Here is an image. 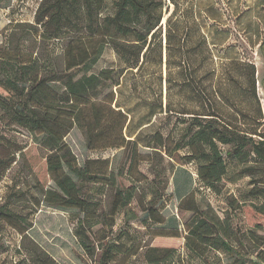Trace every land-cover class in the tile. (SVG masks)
I'll return each mask as SVG.
<instances>
[{
    "label": "rangeland",
    "instance_id": "rangeland-1",
    "mask_svg": "<svg viewBox=\"0 0 264 264\" xmlns=\"http://www.w3.org/2000/svg\"><path fill=\"white\" fill-rule=\"evenodd\" d=\"M41 1L0 0V58L19 55L21 61L27 62L34 57L41 59L61 53L60 43L43 42L39 37L34 16ZM165 3L161 27L163 47L170 33L174 36L170 47L176 51L174 40L183 42L185 32L190 31L188 45L195 46L197 80L212 91L219 85L225 87L229 98L221 101L224 109L240 113L237 120L242 127L245 126L242 121L251 122L252 118L262 115L259 129L264 130V60L260 52L264 38V0H178L177 4L165 0ZM190 7L191 10L185 13ZM193 14L196 16L192 17ZM201 37L205 38L204 44H200ZM163 53L166 64L163 62L161 66L162 77L168 82L163 79L160 84L152 74L157 67L148 63L138 75L126 74L120 87L114 88L117 103L130 113L126 133L138 136L140 142L138 153L143 158L138 164L128 169L129 147L87 150L84 137L76 127L65 137L79 165L88 159H107V171L114 173L116 186L125 188L132 183L136 187L133 199L116 215L111 229H103L100 223L90 229L92 244L96 245L104 232H109L105 241L120 244L119 252L108 264H149L144 255L151 247L176 248L173 256L160 264H263L256 253L264 249V217L248 208L244 211L238 208L242 202L258 204L261 199L247 196L250 179L239 174L237 164L228 163L227 175L217 194L201 188L195 162L185 163L181 158L187 149L174 151L172 158L165 155L161 158L151 157V149L144 146L152 142L155 132L169 135L172 140L168 144H173L183 133L186 123L181 122V116L163 111L165 104L170 103L172 109L197 110L200 106L198 96H187V88L180 83V66L176 63L181 53L171 51L168 59L167 51L163 50ZM2 63L0 60V79L3 77ZM244 63L254 65L256 94L251 70L244 67ZM119 66L116 54L106 47L92 71ZM225 72L228 81L223 78ZM159 89L162 111L149 117L150 103ZM6 95L7 91L0 84V97ZM6 121L0 110V136L3 137L0 156L14 153L15 159L0 180V207L14 211L20 221L12 226L0 219V264H36L33 255L40 252H45L55 264H95L100 249L90 257L74 235L77 217L83 214L72 208L49 206L42 201L43 190L55 189L46 170L44 150L33 141V135L14 124H5ZM157 171L160 173L158 179L167 181L162 199L155 201V207L163 216L161 223L149 220L147 213L142 212L151 197L150 184ZM101 184H90L83 189L97 204L99 215L108 213L114 193V186ZM190 190L201 210L220 219H230L229 249L204 247L203 253L197 255L185 248V225L193 213L178 211L177 203ZM255 225L259 227L255 233L260 238L249 232ZM23 228H27L24 234L19 232Z\"/></svg>",
    "mask_w": 264,
    "mask_h": 264
},
{
    "label": "trees",
    "instance_id": "trees-1",
    "mask_svg": "<svg viewBox=\"0 0 264 264\" xmlns=\"http://www.w3.org/2000/svg\"><path fill=\"white\" fill-rule=\"evenodd\" d=\"M169 1L178 3V0ZM165 5V0H42L34 16L39 37L43 42L60 43L61 53L41 59L34 57L27 62L21 61L19 55L0 58L3 62L0 84L7 91L6 96L0 97V110L7 120L5 124L23 128L44 150L46 170L55 189L43 190L42 201L49 206L76 209L83 214L77 217L74 235L90 257L100 249L95 264H108L119 252L120 244L105 241L109 232H104L98 243L93 245L90 229L98 223L103 229H111L116 215L133 199L136 187L132 183L125 188L116 186L114 173L107 171V159H88L79 165L65 137L76 127L84 137L87 150L129 147L128 169L138 164L143 158L138 153L140 142L138 136L126 133L130 113L117 103L114 88L120 87L126 74L134 77L148 63L157 67L152 74L160 84L163 79L168 82L161 71L163 50L167 51V59L171 51L181 53L176 63L180 66V83L187 88V96H198L200 106L197 110L172 109L170 103L165 104L163 111L181 116V122L186 125L173 144H168L172 140L169 135L155 132L152 142L144 145L151 149L150 156L172 158L174 151L187 149L181 158L185 163L195 162L201 188L217 194L227 175L228 163L234 162L239 166L240 175L249 176L251 187L247 196L261 199L258 204L242 202L238 208L243 211L248 208L264 217V130L259 129L262 115L252 118L251 122L242 121L245 125L242 127L237 120L240 113L225 110L221 104L229 98L226 88L219 85L212 91L200 79L197 80L194 68L196 57L193 55L195 46L188 45L190 31L185 32L187 38L184 37L183 42L174 40L176 51L170 47L174 37L170 33L163 47L161 27ZM204 42L205 38L201 37L200 44ZM106 47L116 54L120 66L103 67L93 72L92 68ZM260 52L264 60V38L260 43ZM243 66L251 70L256 94L254 65L244 63ZM227 75L225 72V81H228ZM262 83L264 86V77ZM152 100L147 113L149 117L162 111L160 89ZM2 138L0 136V145ZM14 160V153L0 156V180ZM155 174L150 184L151 197L142 212L147 213L149 220L161 223L163 216L155 207V201L162 199L167 181L158 179V171ZM97 183L114 186L110 209L100 215L97 204L83 192L87 185ZM177 210L193 213L185 225L184 246L188 251L201 255L204 247L217 250L230 248V219H220L201 210L191 190L180 198ZM18 216L11 209L0 207V219L10 225L16 226L20 221ZM257 226L249 232L260 238L255 233L259 228ZM26 230L23 228L19 232L24 234ZM175 252L174 247H151L144 257L149 264H160L167 262ZM256 256L264 264V249H260ZM33 260L36 264H55L45 252L34 254Z\"/></svg>",
    "mask_w": 264,
    "mask_h": 264
}]
</instances>
